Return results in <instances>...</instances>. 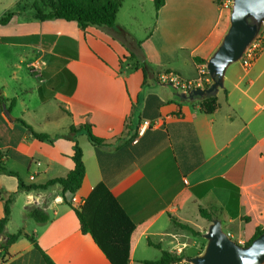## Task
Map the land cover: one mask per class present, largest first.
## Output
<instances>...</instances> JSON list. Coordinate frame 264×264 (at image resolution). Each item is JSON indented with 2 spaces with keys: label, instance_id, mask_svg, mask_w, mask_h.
<instances>
[{
  "label": "crops",
  "instance_id": "1",
  "mask_svg": "<svg viewBox=\"0 0 264 264\" xmlns=\"http://www.w3.org/2000/svg\"><path fill=\"white\" fill-rule=\"evenodd\" d=\"M122 1L115 28L82 30L76 22L24 14L0 25L1 95L5 108L15 101L10 114L0 105V166L27 186L66 177L75 145L66 136L72 126L89 124L105 143L94 146L84 132L75 135L86 175L74 195L85 204L98 185L109 189L135 225L128 264L156 262L163 251L190 264L187 258L203 253L211 225L201 209L234 241L247 243L264 228V49L250 68L242 61L228 68L219 108L207 115L199 103L176 100L175 87L161 78L199 80L230 26L228 10L218 0H166L158 11L154 0ZM151 13L153 27L145 22ZM129 22L144 34L136 35ZM21 121L57 138L41 141ZM13 193L7 234L25 226L55 264H112L82 233L59 185L20 191L18 179L0 170V220ZM31 207L44 210L50 222L29 227ZM14 208L23 217L15 232ZM0 264L47 263L21 237L6 252L0 248Z\"/></svg>",
  "mask_w": 264,
  "mask_h": 264
},
{
  "label": "trees",
  "instance_id": "2",
  "mask_svg": "<svg viewBox=\"0 0 264 264\" xmlns=\"http://www.w3.org/2000/svg\"><path fill=\"white\" fill-rule=\"evenodd\" d=\"M45 4L39 5L37 2L33 3V11L30 9L31 15L35 19L39 20H65L68 22H76L82 30H86L88 27H116V19L118 12L122 7V0H44ZM166 3V0H154L156 11L160 10ZM24 14L21 12H10L5 14L0 19V25H7L17 14ZM25 15V14H24ZM31 15H25L30 17ZM251 24H255L253 18H249ZM144 74L147 72V66H142ZM211 77V76H210ZM211 84H207L205 88H209ZM2 88L0 87V105L5 108V100L2 97ZM224 88V86H222ZM220 88V89H222ZM199 88L191 90L188 94L180 93L175 87L176 100L198 104L200 109L207 115H211L219 108L218 92L208 94L205 98H200L193 95V92ZM15 101H11L8 108L5 111L10 114L14 106ZM29 130H31L34 137L44 141H54L56 138H52L45 134L35 133L30 126L24 121H21ZM84 132L89 141L94 146H100L105 143L103 139L96 137L89 124L82 126L79 129L71 127L70 133L67 138L74 140L75 145L73 148L72 160L74 163L73 170L63 178H56L48 181L44 185H31L27 186L23 182L19 174L9 171L6 167L0 166V170L11 176H15L19 181L20 191H31L36 189H48L55 185L61 187L62 196L66 204L72 207L80 221L81 231L84 234H90L99 248L104 252L112 264H128L129 251H130V238L135 229V225L131 222L126 215L116 198L112 195L109 189L104 185H98L93 193L86 200L85 204L81 208H74L71 199L74 194L80 190L84 177L86 175V167L83 161V151L74 137L76 134ZM15 194H11L10 197L5 200L4 216L0 220V239L5 236V241H0V248L6 252L7 249L15 243L21 237L27 238L34 244L36 250H38L44 257L47 264H55L39 247L34 234L27 232L26 227L23 226L15 234H7L6 226L11 218L12 203ZM201 216L208 222L214 220V216L206 211L200 210ZM27 219L33 220L38 225H46L50 222V216L42 209L31 207L28 208L25 214ZM174 222L184 230L190 231L192 234L197 235V232L190 226L179 223L176 219ZM264 233V228H257L254 237L249 240L244 246H249L254 239ZM237 242V241H236ZM151 245L158 249H161L160 245ZM183 261L182 257H179L175 253L163 251L162 257L156 262L146 261V264H179Z\"/></svg>",
  "mask_w": 264,
  "mask_h": 264
},
{
  "label": "water",
  "instance_id": "3",
  "mask_svg": "<svg viewBox=\"0 0 264 264\" xmlns=\"http://www.w3.org/2000/svg\"><path fill=\"white\" fill-rule=\"evenodd\" d=\"M255 20V24L249 22ZM264 24V0H234L230 26L222 42L207 62L212 78L209 88H199L193 95L205 98L224 86L228 68L241 60L247 48L254 42ZM207 241L202 254L187 258L190 264H264V233L249 246H241L224 230L220 220L212 221L204 234Z\"/></svg>",
  "mask_w": 264,
  "mask_h": 264
},
{
  "label": "built area",
  "instance_id": "4",
  "mask_svg": "<svg viewBox=\"0 0 264 264\" xmlns=\"http://www.w3.org/2000/svg\"><path fill=\"white\" fill-rule=\"evenodd\" d=\"M221 6L225 9L229 7H233L234 0H218ZM264 49V24L263 27L254 40V42L247 48L245 51L243 57L240 61L243 62L244 66L246 68H250L254 62L257 60L258 56ZM162 81L168 82L172 84L174 87H176L180 93L188 94L191 90L195 88H205L207 84H212V78L210 77V74L207 70V67L201 72V76L199 80L196 82H183L179 78H177L174 75H165L162 78ZM148 124L142 126L137 131V137H140L144 134V132L147 129ZM138 140H135L137 142ZM71 203L75 208H81L84 204V202L76 197L74 195L71 199Z\"/></svg>",
  "mask_w": 264,
  "mask_h": 264
},
{
  "label": "rangeland",
  "instance_id": "5",
  "mask_svg": "<svg viewBox=\"0 0 264 264\" xmlns=\"http://www.w3.org/2000/svg\"><path fill=\"white\" fill-rule=\"evenodd\" d=\"M34 2H37L39 5H42V4H45V1L44 0H0V19L5 15V14H8V13H10V12H21V10L24 12V14L25 15H31V13L29 12L30 11V9L33 11L34 9H33V3ZM232 9H233V7H229V8H227V10H228V14L231 16V13H232ZM20 14H22V13H20ZM229 16V17H230ZM26 17H28V16H26ZM145 22L150 26V27H153V24L155 23V14L154 13H151L148 17H145ZM130 24H132V31L136 34V35H138V36H142L143 34H144V32H143V30L142 29H140L138 26H137V24H133L132 22H129ZM229 25H230V23H229ZM227 30H228V28H227ZM227 30H226V32H227ZM226 32H225V34H226ZM224 34V35H225ZM54 107L55 106H53V110H54ZM61 119L60 118H55V121H60ZM58 134H60V131L59 132H57ZM74 139H75V137H74ZM75 140H77V139H75ZM78 140L80 141V143L82 144V143H84L85 142V140H88L87 139V137L85 136L84 137V139L83 138H81V137H79L78 138ZM80 146V145H79ZM81 147V146H80ZM13 218H14V221H13V224H12V226H11V229H12V231L13 232H15L16 230H15V225L16 224H20V226L22 225V219H23V217H22V215L20 214V211L18 210V208H14L13 209ZM203 222H205V220L203 221V220H201L200 219V221H199V223L200 224H203ZM32 224H34V221L33 220H30L29 221V227L32 225ZM211 224V223H210ZM209 227H210V225H209ZM208 229L209 228H207V231H208ZM224 230V229H223ZM206 231V232H207ZM205 232V233H206ZM237 239V238H236ZM200 241H203V242H205V240L204 239H202V238H200ZM235 241H238V240H235ZM206 243H207V241H206ZM239 245H241V246H244L246 243H240V242H237ZM192 247H190V248H188V253H191L192 252Z\"/></svg>",
  "mask_w": 264,
  "mask_h": 264
}]
</instances>
